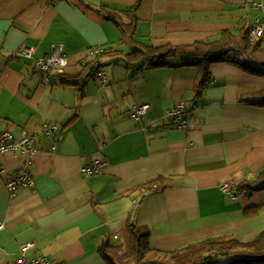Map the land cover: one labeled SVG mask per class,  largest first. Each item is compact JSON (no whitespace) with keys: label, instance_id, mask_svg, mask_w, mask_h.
Listing matches in <instances>:
<instances>
[{"label":"crops","instance_id":"obj_1","mask_svg":"<svg viewBox=\"0 0 264 264\" xmlns=\"http://www.w3.org/2000/svg\"><path fill=\"white\" fill-rule=\"evenodd\" d=\"M137 1L0 0V132L19 138L24 128L38 147L29 162L16 150L0 157L8 175L27 171L33 180L12 192L0 175V264L38 257L103 264L102 241L127 249L129 215L162 251L220 235L249 241L264 229V188L248 195L237 187L264 168V106L242 100L264 89V76L217 61L198 96V67L180 58L159 67L127 65L113 54L90 63L95 49L135 46L108 14L127 22L125 11ZM134 14L137 39L179 45L224 29L237 34L255 12L245 0H141ZM21 45L33 48L32 57L12 55ZM55 45L67 65L46 81L34 58L51 55ZM95 64L104 83L90 71ZM76 74L81 89L62 83ZM180 101L187 108L182 129L166 115ZM143 102L150 110L130 118L131 106ZM45 123L57 128L46 133ZM96 160L106 164L84 175L81 168ZM158 177L166 179L142 186ZM227 182L236 185L234 198L220 189ZM28 241L34 245L22 253Z\"/></svg>","mask_w":264,"mask_h":264},{"label":"trees","instance_id":"obj_2","mask_svg":"<svg viewBox=\"0 0 264 264\" xmlns=\"http://www.w3.org/2000/svg\"><path fill=\"white\" fill-rule=\"evenodd\" d=\"M141 0L125 11L127 22H122L118 14H108L118 25L124 36L126 35L135 46L129 52H122L111 48L101 49L90 63L98 57L116 55L126 64L135 61H143L152 67L168 65L173 59L180 58L181 64L198 67L194 95L200 96L209 79V67L217 61L234 63L243 70L264 76V46L262 38L252 40L249 35L250 26L245 24L237 34L228 29L221 30L212 39L196 41L190 44L173 45L169 43L154 45L136 40L135 36V11ZM127 64V65H128ZM98 64L91 65L90 71L97 72ZM62 73L56 75L61 76ZM74 77L62 78V83H70L81 89V83ZM252 98L242 99L250 105L264 106V89L252 94ZM165 177H158L142 185L146 189H152L158 182L165 181ZM238 189L247 188V193L264 188V168L258 172L251 182H242ZM254 211V209L252 210ZM249 213V211H246ZM126 229L129 233L127 249L122 245L112 243L109 240L102 241L97 251L103 260V264H264V229L249 241H240L229 235L213 236L199 241L188 243L179 248L162 251L152 248L149 243L150 229L145 225L134 222L131 215L128 216ZM56 264H62L57 262Z\"/></svg>","mask_w":264,"mask_h":264},{"label":"built area","instance_id":"obj_3","mask_svg":"<svg viewBox=\"0 0 264 264\" xmlns=\"http://www.w3.org/2000/svg\"><path fill=\"white\" fill-rule=\"evenodd\" d=\"M60 0H48L50 4L58 2ZM245 5H248L254 12V17L250 25L249 35L252 40H259L264 35V0H245ZM99 50L95 49L93 54H99ZM33 48L25 45L19 46L14 50L13 56L22 55L26 58L32 57ZM67 65V56L63 52L61 45H55L51 52V55L43 58H34V67L42 74L44 80L49 81L50 72L60 73ZM96 77L100 83H104L106 76L103 71L98 70L96 72ZM150 104L143 102L140 104H134L131 106L128 111V116L133 119L141 118L145 113L150 110ZM186 104L183 101L178 102L173 108L166 111V115L169 117V120L177 128L186 127ZM57 126L43 124L42 129L44 132L49 133L51 130H55ZM19 151L20 153L25 154L28 157V162L30 157L38 151V147L35 141V136L28 133L24 128L20 129L19 138H15L10 131L0 132V157L6 152L9 151ZM106 164L104 160H96L93 164L84 166L81 168V172L86 175H92L96 172H99L100 169ZM0 175L3 176L2 185L9 191H14L21 186H30L33 184L32 177L27 171L18 172L14 176L7 174L2 161L0 159ZM220 189L223 192L230 194L232 198L235 197L236 185L232 183H224L220 186ZM243 193H247V188L241 189ZM2 223L0 222V228ZM34 245L32 241L25 242L22 246V253ZM26 264H48V261L45 258L38 257L35 260H31Z\"/></svg>","mask_w":264,"mask_h":264},{"label":"rangeland","instance_id":"obj_4","mask_svg":"<svg viewBox=\"0 0 264 264\" xmlns=\"http://www.w3.org/2000/svg\"><path fill=\"white\" fill-rule=\"evenodd\" d=\"M252 12H253V14H254V11H253V10H252ZM134 38H135L136 40H140V39H137V38H136V34H135ZM129 44H132V43L129 42L128 45H129ZM262 45L264 46V40H263V42H262ZM122 47H124L125 50L127 49L126 51H130V50L134 47V45L131 46V49H130V46H126V45H124V46H122ZM175 59H178V58H175ZM102 67H104L105 69H107L106 66H104V64H103ZM94 74H95V73H94ZM94 77H95V75H94ZM91 78H92V77L90 76L89 79H91ZM90 81H92L91 84H94L93 79H91Z\"/></svg>","mask_w":264,"mask_h":264}]
</instances>
